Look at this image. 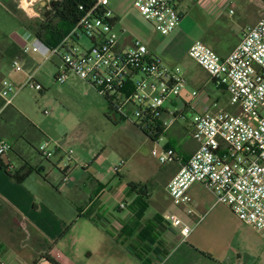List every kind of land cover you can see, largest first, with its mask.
<instances>
[{
	"label": "crops",
	"instance_id": "crops-1",
	"mask_svg": "<svg viewBox=\"0 0 264 264\" xmlns=\"http://www.w3.org/2000/svg\"><path fill=\"white\" fill-rule=\"evenodd\" d=\"M60 1L7 0L12 8L3 7L17 29L0 32V77L12 73V59L21 55L22 47L36 38L34 32L38 26H45L47 20L53 19ZM110 9L114 13V9ZM177 10L180 21L170 35L188 19L187 24H191L196 33L188 48L200 41L219 57H225L239 44L244 31L264 14V0H177ZM113 15L117 31L119 19L115 13ZM56 22L53 19L51 26ZM132 42L130 37L120 34V48ZM147 50L156 56L150 48ZM25 61L32 67V59L25 57ZM170 69H178L186 82L178 98L167 107L176 112L177 121L185 119L186 112L190 113L191 120L197 114L212 113L224 97L228 104L220 111L228 107L231 109L228 112L233 111L226 92L217 88L209 77L205 80L188 77L178 67ZM208 83L215 91L208 88ZM193 91L197 93L195 97L191 96ZM8 106L24 116L12 106V100ZM26 119L36 130L20 125L10 117V112L5 119H0V139L11 145V151L0 158V264H49L44 256L52 257L59 264H264L262 235L241 223L228 207L216 203L202 186L197 185L210 196L198 195L192 187L188 191L193 200V215L186 216L182 209L171 204L166 186L180 165L196 151L198 145L191 136V142L184 145L186 154L180 156L176 150L179 161L167 169L164 195L152 199L147 183L124 180V165L119 174L111 169L105 175L96 170L94 176H87L77 184L66 178L70 171L64 176L59 170L65 147L83 145L86 136L73 134L65 141L54 142L52 161L43 159L38 151V159H34L25 146L36 139V133L44 134ZM191 120L186 119L184 126L174 130L176 121L164 135L178 137L186 132ZM82 151L73 152L72 161L86 168ZM86 155L91 156V150ZM96 159L99 160L100 155ZM44 160L51 168H45ZM28 168L38 172H30L20 183L6 172H25ZM52 168L61 176L54 175ZM128 183L148 187L145 210L138 204L140 197L127 188ZM151 204L157 211L147 217ZM169 212H177L191 227L186 238L165 223L164 215Z\"/></svg>",
	"mask_w": 264,
	"mask_h": 264
},
{
	"label": "built area",
	"instance_id": "built-area-1",
	"mask_svg": "<svg viewBox=\"0 0 264 264\" xmlns=\"http://www.w3.org/2000/svg\"><path fill=\"white\" fill-rule=\"evenodd\" d=\"M90 1L86 8L79 6L81 18L58 45L49 48L32 38L21 54L37 53L44 61L59 59L55 81L60 85L76 76L92 86L123 119L133 117L140 130L160 127L165 133L177 121L176 112L167 107L185 87L184 78L178 69L164 66L149 54L139 41L120 48V34L114 30L115 18L108 0ZM133 6L162 36L172 33L180 21L177 0H134ZM80 36L90 41L88 50L78 45ZM187 54L217 88L226 92L233 111L205 112L192 118L187 129L198 147L168 182L167 196L174 208L191 216L193 200L188 191L198 184L241 223L264 236V14L244 31L227 56L219 57L200 41L194 42ZM11 68L19 70L16 60L11 61ZM26 86L41 90L32 75ZM22 88L0 77L4 106ZM196 95L195 91L191 93L192 97ZM162 137L151 141L150 155L159 165L178 162L174 149L160 145ZM10 151L11 145L0 139V158ZM38 153L45 160L55 154L44 146ZM71 161L72 151L68 150L62 154V172L69 171ZM123 165L121 161L113 172L119 174ZM164 221L183 238L192 230L177 212L166 213Z\"/></svg>",
	"mask_w": 264,
	"mask_h": 264
},
{
	"label": "rangeland",
	"instance_id": "rangeland-1",
	"mask_svg": "<svg viewBox=\"0 0 264 264\" xmlns=\"http://www.w3.org/2000/svg\"><path fill=\"white\" fill-rule=\"evenodd\" d=\"M108 2L110 8L114 9V13L118 16L116 32H121V36L130 37L133 41L145 44L154 52L155 57L159 58L168 68L178 67L188 77L209 79L207 74L187 54L188 46L196 34L192 25L187 24L188 19L185 21V27H178L177 32L160 36L140 16L133 6L134 0H108ZM3 6L12 8V5L7 4V0H0V32L8 33L16 30L17 26L12 22ZM78 45L85 50L91 47L90 41L84 36H80ZM25 57L33 60L32 67L27 65ZM13 60L17 61L19 70L11 68L12 73L6 75L5 78L13 86L23 88L12 98V106L17 108L44 134L42 136L36 133V139H32L30 145L25 146V150L29 152L30 156L38 159L37 151L41 146L52 151L54 142L65 141L73 134L86 136L83 145L74 147L68 144L65 147L66 151H72V155L73 152L83 150L80 154L85 157L84 160L87 164V167L84 168L71 161L70 173L66 178L76 181L77 184L87 176H94L96 170H101L100 172L105 175L108 169L113 170V166H117L123 161L124 180L147 183L151 189L152 199L164 195L163 184L168 177L167 169L172 166V163L159 165L157 160L150 155L151 143L136 127L133 117L124 118L117 125H113L104 116L107 110L106 101L92 86L73 75L62 85L56 82L54 76L61 65L57 58L44 61L39 54L28 52L24 56L21 54L14 57ZM29 75H32L33 79L41 86L40 91L24 87ZM208 88L215 91L211 83H208ZM223 100L213 109V112L223 110L224 106L228 104L226 97ZM230 110V107L226 109V111ZM185 116V119H178L174 130L175 127L184 126L186 119L191 120L189 112H186ZM190 136L189 129L178 137L164 135L160 145H170L179 152L180 156H183L186 154L184 145L191 142ZM88 150H91V156L86 155ZM98 155H100L99 160L96 159ZM43 164L46 169L51 168L45 160ZM59 166V170L62 171L63 164ZM51 170L54 175L61 176L56 168ZM173 173L176 172L173 171ZM107 177L110 178L109 175ZM197 185L192 186L193 192L202 196H210L205 189ZM155 211L157 210L151 204L146 216L150 217ZM256 242L257 239H255ZM260 243H264V236H261ZM161 252L164 253L162 250Z\"/></svg>",
	"mask_w": 264,
	"mask_h": 264
},
{
	"label": "trees",
	"instance_id": "trees-1",
	"mask_svg": "<svg viewBox=\"0 0 264 264\" xmlns=\"http://www.w3.org/2000/svg\"><path fill=\"white\" fill-rule=\"evenodd\" d=\"M90 0H61L58 3V7L55 11V15L53 17L54 20H57L56 24L51 26L52 20H47L45 26L40 25L36 28L34 32V36L43 42L49 48H53L58 45L62 39L68 35L73 26L79 21L82 16V12L78 9L79 6L87 7L90 3ZM18 53V51L16 52ZM15 53V54H16ZM21 53V51H20ZM55 80V76H54ZM107 103V110L104 114L105 118L111 122L113 125H117L123 119L119 116L116 111L113 109V106ZM5 102L0 99V109L3 110L0 113V119H5L7 112H10V117L15 119L20 125L25 126L27 128H32L36 130V128L20 113L14 110L11 106H7L4 108ZM143 135L148 138L150 141L158 139L164 135L162 129L160 127H156L155 129L146 128L141 130ZM174 149V147L170 145H166ZM175 150V149H174ZM176 152V150H175ZM177 153V152H176ZM24 171V170H23ZM18 171L16 173H9L7 170L8 176L17 183L23 181V179L32 171L38 172V170L34 168H28L25 172ZM63 175L66 173L62 172ZM127 188L132 192L136 193L140 198L138 200V204L140 206H144V210L147 208V198H148V187L145 184H136V183H128ZM44 259L49 264H59L50 256H44Z\"/></svg>",
	"mask_w": 264,
	"mask_h": 264
}]
</instances>
